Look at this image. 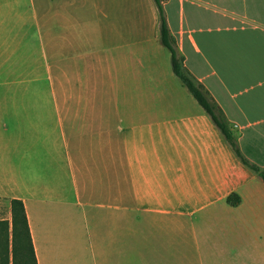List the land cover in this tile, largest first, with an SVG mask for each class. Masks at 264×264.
<instances>
[{
    "label": "crops",
    "instance_id": "0c3cea01",
    "mask_svg": "<svg viewBox=\"0 0 264 264\" xmlns=\"http://www.w3.org/2000/svg\"><path fill=\"white\" fill-rule=\"evenodd\" d=\"M161 2L264 168V0ZM35 30L51 99L0 100V221L24 202L38 264H264V180L175 74L156 1L35 0Z\"/></svg>",
    "mask_w": 264,
    "mask_h": 264
},
{
    "label": "rangeland",
    "instance_id": "374dc122",
    "mask_svg": "<svg viewBox=\"0 0 264 264\" xmlns=\"http://www.w3.org/2000/svg\"><path fill=\"white\" fill-rule=\"evenodd\" d=\"M0 5H5L6 10L7 8L28 10L21 16L15 9L12 12L0 13V85L24 86L29 90L0 92V100L16 97L17 100L37 103L46 101L47 97L51 99L48 88L51 87L52 61L49 55L48 59L44 52L42 55L37 45L39 38L37 39L35 30V0H0ZM37 78L38 81L35 80ZM57 89L56 87V91ZM57 98L64 106L68 100L67 92L57 91ZM43 104L45 108L41 111L48 113L50 117V108H46L47 103ZM65 110L66 108H62V111ZM48 118H45V124L48 123Z\"/></svg>",
    "mask_w": 264,
    "mask_h": 264
},
{
    "label": "trees",
    "instance_id": "16d2710c",
    "mask_svg": "<svg viewBox=\"0 0 264 264\" xmlns=\"http://www.w3.org/2000/svg\"><path fill=\"white\" fill-rule=\"evenodd\" d=\"M155 1L161 19V39L171 52L175 74L189 88L207 113L211 115L215 124L221 129L242 161L258 172L264 180V168L250 162L242 153L223 110L211 99L202 84L186 70L183 58L178 56L175 38L170 34L167 26L162 2L161 0ZM228 202L236 206L240 202V197L233 193L229 195ZM0 264H38L26 208L21 199H13L12 201V224L8 220L0 221Z\"/></svg>",
    "mask_w": 264,
    "mask_h": 264
}]
</instances>
